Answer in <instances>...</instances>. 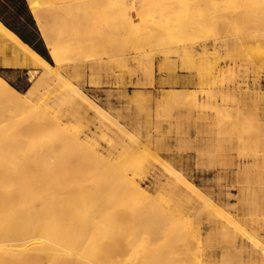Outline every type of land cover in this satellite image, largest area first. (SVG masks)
I'll return each instance as SVG.
<instances>
[{
    "label": "rangeland",
    "instance_id": "1",
    "mask_svg": "<svg viewBox=\"0 0 264 264\" xmlns=\"http://www.w3.org/2000/svg\"><path fill=\"white\" fill-rule=\"evenodd\" d=\"M66 5L71 21L60 32L70 44L61 65L18 4L8 8L9 23L62 79L40 83L27 97L32 108L0 95V147L21 138L19 151L0 149V249L14 250L0 251V264H264V0ZM2 61L0 76L26 97L41 72L9 70ZM72 88L116 122L68 98ZM199 195L219 213L196 218ZM161 205L169 218L194 214L159 226ZM68 210L80 212L90 238L61 237ZM36 226L42 252L33 256L8 234L28 231L29 240Z\"/></svg>",
    "mask_w": 264,
    "mask_h": 264
},
{
    "label": "bare ground",
    "instance_id": "2",
    "mask_svg": "<svg viewBox=\"0 0 264 264\" xmlns=\"http://www.w3.org/2000/svg\"><path fill=\"white\" fill-rule=\"evenodd\" d=\"M67 7L68 6L66 4L61 3V4H54V5L46 7V8H35V7L31 8V12H32L33 18L36 22V25L38 27V30L41 33L44 41L46 42L47 48L48 47L50 48V54H51L52 59L54 60L56 65L63 64V61H64V59L62 58L63 57L62 56L63 50L65 48H67L68 45L70 44V42L67 41L68 37L61 34V32H60L62 29V26H65L68 22L71 21V18H69V17L66 18L63 15V13H64L63 11L66 10ZM0 56H3L2 66L4 68H23V69H32V70H34V73H39V71L41 72V76L39 78V81L37 82V84L33 88L31 87L32 90H30L27 93L26 97L22 96L18 91H16L13 87H11L0 76V95L3 96L5 100H7L10 104H12L14 107H16L18 109L23 110V109H27V108H32V104L30 102V99H28V98H31L33 95H35L37 93L38 88H39L38 86L40 83H51L54 85H59V83L61 82L62 75L60 74V72L57 69L55 70V68L53 66H51L40 54H38L36 51H34L28 44L24 43L15 33H13L6 26H4V24L2 22H0ZM4 93H8V95H5ZM68 98H70V99L77 98V99L81 100L83 103H85L88 106V109H90V111H93V115L97 118L107 119L111 123L112 122L114 123V121L116 122V119L114 120V118L109 116L101 108H99L94 103H92L91 100L82 91H80L78 88H72L70 91V94L68 95ZM86 111H88V110H86ZM45 117L48 118L46 115H45ZM46 118L43 119V121L36 126V129L34 131L35 135H39L41 132H43L44 128L42 127V125L45 124V122L47 121ZM49 121H51L55 125H60L62 122L61 120H57V119H54V120L50 119ZM20 142H21L20 136L9 138L6 142L2 143L3 145L0 147V149H3V150L8 149V150H13V151L18 150L17 148H19ZM56 147L57 146H51L48 151H50V152L54 151L56 149ZM37 152H38V155L40 156L41 155L40 150H37ZM166 170L168 171V173L170 175L174 176L177 180H179V181L183 180V176H182L181 171L176 169V167L172 166L171 164L166 166ZM4 172H5V169L0 170V177L2 174H4ZM128 185H130V184H128ZM132 186H134V185H132ZM187 186L193 193H197V195H198V189L194 185L189 183V184H187ZM179 191H182V189H180ZM200 198L203 199V203H202V206H200V210L199 211L196 210V209H198V207L194 208V211H195L194 213H197L196 214L197 217L196 216L195 217L198 219L200 218V215L202 214L201 212H203V211H208V212L210 211L211 212L212 211L211 213H213L214 212L213 210H215L214 202L210 198H205V197H201V196H200ZM146 199H148V198H146ZM215 211H216V215H217V213H219V212H217V210H215ZM77 212H75L74 210H73V212H70L68 210V213L66 214L64 219L61 221L60 227H59V230L62 231L61 237L65 238L66 240H69V241L72 240V242L74 240L80 241L83 238H85V239H83L85 241L86 238H90L92 236V234H89L90 232H88V231H90L91 226L90 227L87 226V223L85 225L84 222H83L84 223L83 224L82 221H80V219H79L80 218V216H79L80 212L79 213H77ZM242 212H244V211H242ZM38 213H39V210H37V209L31 210L29 212V215H31L30 219H34V221H37L38 217H39ZM170 213L171 212H170L168 206H166V205L159 206L158 207V213L155 217L157 219V224H159V226H161V225L163 226V224L167 225L168 223L180 222V225H181V222L183 223V220H184L183 217L184 216L188 217V216L194 214V213L191 214L190 211H186V212L182 211L179 214L175 213V216L173 215V217L171 216L170 217L171 220L169 221V219H170L169 216L172 215ZM238 213H240V211ZM37 215H38V217H37ZM180 215H184L182 217L183 220H182ZM220 215H222V214H220ZM227 219H229V218H227ZM231 222H233V221H231ZM88 223H90V222L88 221ZM216 224H217V222H216ZM178 226H179V224H178ZM36 227L37 228L35 231L38 235H36L35 238L31 237L28 240V238H26V234H28V231L22 232V231H17V230H13L11 234H8L11 236L9 238L12 239V241L14 240V242H15V240H16V242L19 241L18 244H20V245L17 244L18 245L17 248L27 251L28 246H30L31 247L30 249L32 250L31 252H33L32 255L33 256H35V254L38 255L39 253L42 252L41 251L42 249H39L40 248L39 246H40V244H42L40 241L43 239V237L39 234V230H40L39 228L40 227L39 226H36ZM6 232L7 231H3V234ZM157 234H155V235L157 236ZM187 235H188V233H187ZM187 235H186L185 239L188 238L190 234L188 236ZM158 236H159V234H158ZM195 244H196V242H195ZM197 247H199V245ZM0 251H2L3 253H8V252H11L14 250H11V249L5 247V248L0 249ZM206 256H209V253L206 254ZM201 257H203L202 254L199 258H201ZM196 259L198 260V258H196ZM196 259L195 260L193 259L194 262L199 264L200 262H197ZM199 261H202V259Z\"/></svg>",
    "mask_w": 264,
    "mask_h": 264
},
{
    "label": "crops",
    "instance_id": "3",
    "mask_svg": "<svg viewBox=\"0 0 264 264\" xmlns=\"http://www.w3.org/2000/svg\"><path fill=\"white\" fill-rule=\"evenodd\" d=\"M26 3V7L28 9V11L30 10L31 12V8L35 7V8H46L49 6H52L54 4H66L67 0H24ZM10 3H12V0H0V22H6L8 25H10L12 28H14L9 22H10V18L7 17L8 15V8L10 6ZM32 14V12H31ZM33 16V15H32ZM33 19V18H32ZM34 20V19H33ZM5 26V25H4ZM38 27H36L37 29ZM9 29V28H8ZM15 29V28H14ZM10 30V29H9ZM17 30V29H15ZM11 31V30H10ZM13 32V31H12ZM18 32V31H17ZM14 33V32H13ZM19 33V32H18ZM37 34H38V29H37ZM18 36V35H17ZM19 37V36H18ZM25 43V42H24ZM27 44V43H26ZM29 45V44H28ZM30 46V45H29ZM31 47V46H30ZM32 48V47H31ZM9 70H16L19 68H6Z\"/></svg>",
    "mask_w": 264,
    "mask_h": 264
},
{
    "label": "trees",
    "instance_id": "4",
    "mask_svg": "<svg viewBox=\"0 0 264 264\" xmlns=\"http://www.w3.org/2000/svg\"><path fill=\"white\" fill-rule=\"evenodd\" d=\"M13 1H15V3L16 4H18V13H19V17H25L26 16V22H28L31 26H33L34 28H35V32L37 33V29H36V26H35V22H34V20L32 19V17H31V15H30V13H29V11H28V9H27V7H26V3H25V1L24 0H13ZM2 23L7 27V28H9L11 31H13L16 35H18L19 36V38L23 41V42H25V43H27V44H29L31 47H32V49L34 50V51H36L38 54H40L43 58H45V59H47V57L41 52V51H39L38 49H36L34 46H32V44L30 43V41L28 40V39H26L23 35H21L20 33H18L14 28H12L10 25H8L6 22H3L2 21ZM31 36H33L32 34H31Z\"/></svg>",
    "mask_w": 264,
    "mask_h": 264
}]
</instances>
